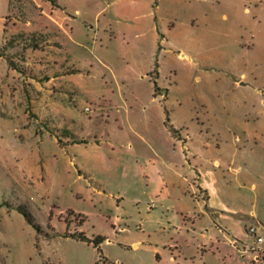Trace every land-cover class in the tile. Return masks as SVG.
<instances>
[{
	"label": "rangeland",
	"instance_id": "374dc122",
	"mask_svg": "<svg viewBox=\"0 0 264 264\" xmlns=\"http://www.w3.org/2000/svg\"><path fill=\"white\" fill-rule=\"evenodd\" d=\"M184 139L257 227L264 0H0V264H252L205 219L161 229L191 201L134 196L129 157L177 162Z\"/></svg>",
	"mask_w": 264,
	"mask_h": 264
},
{
	"label": "crops",
	"instance_id": "0c3cea01",
	"mask_svg": "<svg viewBox=\"0 0 264 264\" xmlns=\"http://www.w3.org/2000/svg\"><path fill=\"white\" fill-rule=\"evenodd\" d=\"M47 14L51 23L63 26L64 20H66V14L64 12L62 17L52 8L51 12H47ZM159 46L160 45H158V48ZM108 68L111 70L109 65L106 69L108 70ZM143 76V74L139 75V77ZM50 81H53V77L49 79V82ZM152 94L153 98L159 96L155 95L154 86ZM172 136L179 141L182 140L180 139V134L179 136L174 134ZM183 145V148L176 158L177 162H171L168 160L169 158H167L162 160L160 165L156 159L151 157H129L130 160L128 165L132 171L133 185L137 188V191L134 192V196L136 198H145L150 195V193H155L156 196V194L161 192V202H163L162 200L166 196L171 201L172 205H174L175 199H177V202L181 200L184 202L191 201L192 208H186V210L175 209L176 213L171 215V218L172 216L175 218V222H172L169 216L167 217L164 213H161V229L164 227L170 228L172 224H175L176 231H182L187 227V224L185 223L186 220L191 221L192 226H196L205 219L207 221V226L209 227L208 229H205L207 230V233L210 231L214 234L215 232L220 233L233 248H237L241 253L247 254L253 252V258L250 259L252 264H261L264 262V241L262 244L256 245L254 249H251L248 244L241 243L237 238L244 235L243 227L247 229L248 225L245 223L244 219L239 216L238 210L230 208L225 201L228 189L227 183L225 184L223 181L206 182L203 179V171L197 166H194L189 160L186 139H184ZM218 164L219 163L217 162V165ZM168 176H176L179 178V183L173 185V191L175 193L173 196L175 197L174 200L171 198L172 190L168 186ZM255 188H257V186ZM149 210L150 209L147 208L146 217H150L153 214V211ZM263 211L264 210L258 211V209L257 211L251 210L250 215L256 220L259 233L261 230H264ZM260 234L262 235V233ZM209 237L212 241V245H216V249L219 250L222 245L221 240H218V238L214 239L212 235ZM135 246H139V244H135ZM259 250L263 252L262 257H259Z\"/></svg>",
	"mask_w": 264,
	"mask_h": 264
},
{
	"label": "built area",
	"instance_id": "2783aa9c",
	"mask_svg": "<svg viewBox=\"0 0 264 264\" xmlns=\"http://www.w3.org/2000/svg\"><path fill=\"white\" fill-rule=\"evenodd\" d=\"M248 234L254 238V243L256 245H260L263 243L264 241V237L259 233V229L258 227L255 226H251L250 228H248ZM255 247H253L254 249ZM258 259V257H257Z\"/></svg>",
	"mask_w": 264,
	"mask_h": 264
},
{
	"label": "trees",
	"instance_id": "16d2710c",
	"mask_svg": "<svg viewBox=\"0 0 264 264\" xmlns=\"http://www.w3.org/2000/svg\"><path fill=\"white\" fill-rule=\"evenodd\" d=\"M157 68H158V62H156V69ZM154 91H155V95L160 91V88H159L156 80H154ZM166 124L167 125L169 124V117L168 116L166 117ZM170 130L173 132L174 135H176L178 133V131L173 126H171ZM78 236H79L80 240H82V241L85 240V237H84L83 233H80Z\"/></svg>",
	"mask_w": 264,
	"mask_h": 264
}]
</instances>
